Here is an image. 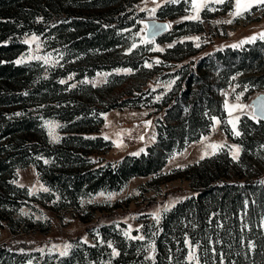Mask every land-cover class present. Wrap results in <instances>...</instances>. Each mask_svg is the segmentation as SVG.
<instances>
[{
  "label": "rangeland",
  "instance_id": "374dc122",
  "mask_svg": "<svg viewBox=\"0 0 264 264\" xmlns=\"http://www.w3.org/2000/svg\"><path fill=\"white\" fill-rule=\"evenodd\" d=\"M209 7L201 23L191 0H0V264H188L185 239L200 264H264V123L224 106L264 93V40L231 47L264 8L217 24L234 0ZM151 19L171 28L142 42Z\"/></svg>",
  "mask_w": 264,
  "mask_h": 264
},
{
  "label": "snow or ice",
  "instance_id": "6c2138e0",
  "mask_svg": "<svg viewBox=\"0 0 264 264\" xmlns=\"http://www.w3.org/2000/svg\"><path fill=\"white\" fill-rule=\"evenodd\" d=\"M165 2H170V3H178L179 0H165ZM226 2H228V0H191V8H192V11H193V15H188V16H185L183 17V20H193V21H199V22H203L201 20V17H200V12L201 10L207 8L208 11H216L217 9L215 8H212V7H209L210 4H225ZM153 3H156V0H153ZM256 6V7H260V8H264V0H234V10L233 11H230L229 12V16L232 17L231 19H227V20H223V21H215V23L217 24H220V23H226V24H231L234 22V19H236L237 17H243V15L245 13H248L251 11V9ZM160 7L159 4L156 5V7L150 9V13L152 15L155 14L156 12V9ZM145 9H141V11H144ZM139 23H144V21H139ZM145 29L148 31V32H151L152 34V37H154L155 35H157L159 32L161 31H164V30H167L169 28H171V24H158V23H155V21H153V23L151 25H148V24H145ZM137 35H139V33H137ZM229 35H231V33H229ZM257 38L261 39V40H264V31H261L257 34H254L248 38H246L245 40H242L240 41L238 44H234V45H231V47H240L242 44L244 43H253L257 40ZM186 39H194L196 41H199L200 40V37H191V38H186ZM40 40V37L37 36L36 34H32L31 38L30 39H25L23 42L25 44H31L32 42H38ZM142 42H152L151 39L149 40H144ZM137 45L134 43L132 45V48H135ZM174 45L172 44H169L168 47H173ZM196 47H200V44L197 43L195 45ZM41 48V45L39 43H37V50H39ZM156 50H159V51H163L162 48H159V46H157ZM131 51V48L129 49V52ZM50 56H51V53H48L47 55H28L27 57L25 56H21L19 59H17L16 61H14L15 64L19 65V64H22V63H25L27 61H30V60H36V61H43V63L45 65H48L50 63ZM60 59H63V55L60 56ZM56 63H59V61H55L54 64ZM156 63H160L159 60L156 61ZM53 64V66H54ZM146 67H152L151 64H147L145 65ZM118 72L119 71H125V72H128L130 73L132 70L131 69H125V70H117ZM107 75V74H105ZM68 79H72V76L70 75L68 77ZM235 79V77L233 78ZM67 81L65 80H61L60 83L61 84H64L66 83ZM83 82H88V81H83ZM175 81H171V83H174ZM76 85L73 84L71 85V87H75ZM95 86V84L93 85ZM245 90H247V87L245 86ZM25 95H27V93H24ZM243 95V92L239 93L236 95V100L237 101H240L241 97ZM157 99H159V97H157ZM225 109L227 110L228 112V115L229 117H233V111L234 110H243V109H246V108H249L251 107L252 108V112L249 114L250 115V118L253 119V120H256V121H260V120H264V98H261V97H257V100L253 102L252 105H246V104H241V103H236V104H233V105H229L228 104V101L225 100ZM16 115H20V113H17ZM212 121H213V126H212V131H215L216 130V125H219L221 123V121L215 117V116H212L210 118ZM240 117L239 116H235L234 118H230L227 120V123L230 124L232 126V132L235 136H240L241 133L240 131L237 130V122L239 121ZM147 123H150V122H147ZM45 126L48 128V134L49 136H51L53 138L54 141L58 142L59 138L54 136L53 135V128L54 127H60L61 125L57 124V123H54L53 121H45ZM108 137L105 136V139H107ZM141 139H143V137H141ZM204 140H207L208 137H204L203 138ZM117 147H120L121 145L120 144H117L116 145ZM224 145L223 144H216V143H211V144H208L207 145V148H211L212 149V152H211V155H215L217 154V151L220 150L221 148H223ZM141 151H143V149H141ZM241 149L238 145H233V146H230V154H231V157L233 160H238L239 158V153H240ZM133 155H139V153H133ZM209 153L207 151H205L200 159L203 160L205 158V156H208ZM175 157H173L174 159ZM45 163H48L47 160L44 161ZM179 167H186V166H179ZM15 183V181H13ZM264 183V182H262ZM22 186V185H21ZM43 191L47 192L49 191V189L47 188H44ZM31 194V192L29 193ZM101 196L104 195V193H100ZM111 195L112 194H109V198H111ZM58 199V198H57ZM168 210V207H165L164 211H167ZM153 219L156 220L157 223H159V220H160V211L158 210L157 212H154L151 214ZM143 227V226H141ZM262 227H264V224H262ZM129 230H131V225H129ZM136 231H139V229H136ZM124 235L126 237H129L131 239H138V240H144L145 237L143 235H139V236H135V237H130V232L129 231H126L124 233ZM85 243L87 242L86 239L84 241ZM185 244L188 245L190 251L188 252V264H192L193 261L196 262V264H200L199 262V257L197 256L196 254V248L199 247V245H195L193 246L191 244V242L187 239H185ZM152 247V250L155 251V248H154V245H150ZM59 246L57 245H53V248H57ZM73 246L71 244H65L63 245V250L60 252V255L61 256H67L69 254V250L72 248ZM108 247L109 248H112V255L113 256H118L119 255V252L112 246V243L111 242H108ZM250 247H254V245H250ZM40 251H43V249H40ZM151 258V257H149ZM29 264H31V262H29ZM221 264H223V254H221Z\"/></svg>",
  "mask_w": 264,
  "mask_h": 264
},
{
  "label": "water",
  "instance_id": "95a60500",
  "mask_svg": "<svg viewBox=\"0 0 264 264\" xmlns=\"http://www.w3.org/2000/svg\"><path fill=\"white\" fill-rule=\"evenodd\" d=\"M153 21H155V23H158V24H169L168 22H165V21H158V20H153V19L148 20V21H147V24H148V25H151V24L153 23ZM169 29H170V28H169ZM169 29L159 32V33H158L157 35H155L154 37H152L151 32H148V31L146 30V38H147V39H153V38L159 37V36L165 34L166 32H168ZM257 97L264 98V93H260V94H258L257 96H255V97L252 99L250 105H252L253 102L257 100Z\"/></svg>",
  "mask_w": 264,
  "mask_h": 264
},
{
  "label": "trees",
  "instance_id": "16d2710c",
  "mask_svg": "<svg viewBox=\"0 0 264 264\" xmlns=\"http://www.w3.org/2000/svg\"><path fill=\"white\" fill-rule=\"evenodd\" d=\"M7 68H9V66H3V67H0V70H1V69H7ZM261 122L264 123V120H261Z\"/></svg>",
  "mask_w": 264,
  "mask_h": 264
}]
</instances>
